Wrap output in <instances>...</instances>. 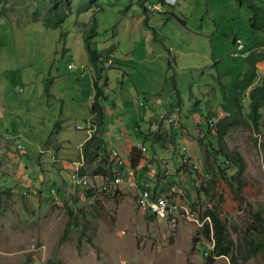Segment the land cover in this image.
<instances>
[{
  "label": "rangeland",
  "instance_id": "374dc122",
  "mask_svg": "<svg viewBox=\"0 0 264 264\" xmlns=\"http://www.w3.org/2000/svg\"><path fill=\"white\" fill-rule=\"evenodd\" d=\"M79 1L0 0V264H48L54 250L60 264H206L204 251L213 242L200 233V220L214 200L198 188L210 176L207 167L216 163L205 156L196 135L205 130V118L215 124L226 114L221 84L251 70L248 56L255 60L254 77L247 75L253 82L242 88L240 112L228 118L239 121L221 140L245 161L247 198L241 210L219 217L235 242L248 233L253 212L264 217V106L257 127L248 116V91L255 83L264 84V45L257 43L264 41V32L249 27L248 0H145L159 4L150 7L149 27L135 0H97L98 5L83 9ZM66 10L61 24L44 25L53 11ZM92 18L97 33L91 47L100 59L115 61L97 64L107 76V98L101 103L108 109L102 137L109 147L119 148L126 135L142 141L134 131L138 122L147 129L148 117L166 114L177 102L180 108L176 122L156 117L163 138L155 145L144 140L146 149L135 166L126 160L133 186L92 175L94 163L79 150L89 131L77 125L89 119L94 91L84 41ZM181 156L195 170L177 171ZM76 164L84 183L72 178ZM157 175L160 183L170 182L167 192L194 203L198 221L181 218L172 226L146 218L136 202V185L142 177L153 183ZM69 209L78 226L60 242ZM208 264L230 262L218 255ZM243 264H264V251Z\"/></svg>",
  "mask_w": 264,
  "mask_h": 264
},
{
  "label": "trees",
  "instance_id": "16d2710c",
  "mask_svg": "<svg viewBox=\"0 0 264 264\" xmlns=\"http://www.w3.org/2000/svg\"><path fill=\"white\" fill-rule=\"evenodd\" d=\"M130 1L132 2V0ZM135 2L143 12V23L149 27L148 13L152 11L150 7L159 6V4H151L149 2L146 3L145 0H135ZM159 2L162 3L167 1L159 0ZM91 4L98 5L99 3L97 0H81L79 1L78 9H83ZM246 6L250 11V15L248 17L249 27L252 30L264 32V4H259L254 0H248ZM166 13H168V15L173 14L170 13V11H167ZM66 15L67 10L66 12L53 11L44 21V25H59L64 21ZM178 20L184 22L180 18H178ZM96 27V20L92 18L90 25L84 35L88 58L93 65L95 75L93 79L94 93L89 108L92 129L89 132V136L81 144L80 152L87 162L94 163V167L91 171L92 175H98L102 178V180L113 183L114 176L122 168H118V166L110 158V155H112L111 149L102 137L105 112L101 100L107 98L104 89V87L107 85V76L104 75L102 83L98 82V79L103 76L101 73L104 67L98 68L97 64L102 62L101 64L103 65L104 62L102 59H100L97 50L91 47V38L97 33ZM151 31L153 33V37H156V30L151 27ZM235 42L236 39L234 40V43ZM257 43L264 45V41H259ZM167 53L169 55L167 65L171 67L172 58L169 48H167ZM246 58L248 61L250 60L249 62L251 63V70L249 72L247 71V73H244L243 77H236L229 85L221 84V105L226 114L217 120L215 124L210 118H205V130H198L201 135H196V140L203 146L205 156H212L216 163L215 167H212L211 165L207 167V171L209 172L210 176L204 181L203 188H198L203 189V194L214 200L212 207L207 208L202 214L203 217L208 216L210 221H204L200 227V233H202L206 239L212 240L213 242L212 247L204 251L206 255L205 258L208 260V262L212 260L213 256L225 255L228 256L230 264H243L249 257L255 255L257 252L264 251V217L261 216V211L252 213L253 223L247 229L248 233H244L240 240L236 242L231 238L226 222L219 217L220 213H232L241 210L247 198L246 183L243 179L245 161L237 150H229L221 143L223 135L227 129L236 124L235 121H239V119L229 120L228 118L231 115L240 112V108L242 107L240 92L242 88L245 85H249L251 82H253L252 79H247V75L250 74L251 77H254L255 60L251 58V56ZM114 63L115 61H110L108 66H112ZM50 82V77H47L44 87L46 92L47 84L49 85ZM172 83L174 87L173 92L179 95L174 78L172 79ZM175 105L179 106L178 102ZM261 106H264V84L255 83L248 91V116L254 127L258 126V121L262 115L261 111H259ZM170 109H168V111H170ZM192 109H196L195 103L192 105ZM55 125H59V122L56 121ZM213 125H215V132L210 131V128H212L211 126ZM161 133L162 130L158 128L157 124L155 130H149L145 132V136H143V138L144 140H151V142L155 145V143L163 138ZM136 148L137 147L132 146L129 151V162L131 166H135L137 164L139 152L142 153V151H140L138 148L139 152L134 154ZM186 161L187 159L181 156V163L176 170H187L189 172L195 170L193 169L194 166L192 164H188ZM141 175L142 174L139 176ZM156 177L157 179H154L153 183H150L149 179L146 180V178L142 177L141 180L137 182V186H143L144 183L148 182V188L151 192V197H154L155 194L158 193L174 196V192L166 191V188L171 186L170 182L168 183V180H165L162 184L160 183V179L162 178L159 175ZM169 189L170 187L168 190ZM88 191L89 189L86 190L87 193ZM189 205L191 208H195L194 203H189ZM145 214L148 220L155 218L148 212H145ZM77 220V215L71 209H69L68 220L63 228L62 237L59 239L60 242L67 238L72 227L78 226ZM80 235H83L81 230L79 232V236ZM88 239L90 240V238ZM194 240H196V237L192 238V241ZM47 262L48 264H60V260L56 255L55 250L48 258ZM208 262L206 264H208Z\"/></svg>",
  "mask_w": 264,
  "mask_h": 264
},
{
  "label": "built area",
  "instance_id": "2783aa9c",
  "mask_svg": "<svg viewBox=\"0 0 264 264\" xmlns=\"http://www.w3.org/2000/svg\"><path fill=\"white\" fill-rule=\"evenodd\" d=\"M110 63L109 61H104V66H108ZM68 67H73L71 63L68 64ZM147 107V105H145ZM171 110H173V118L172 119H161L158 118L161 121H169V122H176V114L178 112V106L173 105L171 107ZM78 128L85 129L90 131L92 129V121L91 119H87L85 122V125H77ZM140 151H144V147H141V144L139 145ZM110 158L114 161V163L118 166V168H122L117 174L114 176V185H128L133 186L135 183L133 180L130 179V177L126 174H131V167L130 165L125 161V159L118 153L115 155H110ZM79 164L75 165V181L84 183L86 180L82 176H79L77 174V168ZM99 178H101L99 176ZM136 202L138 207L144 212V207H151L154 209V217L158 219H162L166 221L168 225V218L169 217H176V224L179 219L181 218H187L192 219L195 221H198L199 218L197 216V213L195 210H193L188 203L182 202L178 200L175 196H171L167 201H165L164 205H157L156 204V194L154 197H151V192L148 190V183H144L143 186H137L136 185ZM137 193H146V201H138L137 200ZM201 223H204V221H210L208 216L203 217L201 220Z\"/></svg>",
  "mask_w": 264,
  "mask_h": 264
},
{
  "label": "crops",
  "instance_id": "0c3cea01",
  "mask_svg": "<svg viewBox=\"0 0 264 264\" xmlns=\"http://www.w3.org/2000/svg\"><path fill=\"white\" fill-rule=\"evenodd\" d=\"M166 1V0H165ZM167 2H168V0H167ZM153 8H155V7H153ZM139 18H141V17H139ZM153 37V36H152ZM150 49V48H149ZM114 61L113 59H111V58H107V59H103V62L104 61ZM133 60V59H132ZM122 63L124 62V61H121ZM122 63H120V64H122ZM94 75H95V71H94ZM94 75H93V77H92V84H93V79H94ZM106 75V74H105ZM98 82L99 83H102L103 82V76H101L100 77V79H98ZM94 89V88H93ZM93 93H94V91H93ZM178 97H179V95H178ZM92 98H93V94L91 95V101H92ZM132 99H134L133 101H137L136 99H138V95H135V96H133V98ZM174 100H178L176 97H174ZM156 101H158V100H156ZM137 103V102H136ZM144 105V104H143ZM147 105V104H146ZM112 106H117V103L115 102V101H113L112 102ZM148 106V105H147ZM173 106V104L171 105L170 104V107H169V109L171 108ZM103 107H104V105H103ZM179 106H178V111H179ZM107 107H104V112L106 113L107 112ZM162 113V112H161ZM166 115H171V117H173V110H171L170 109V111H168L167 113H166ZM90 114H89V119H90ZM157 118H161L160 117V113L156 116ZM156 117H154V118H152L151 116L150 117H148V120L146 121L147 122V129H143L142 128V125H141V123L140 122H138L137 123V125L134 127V131H136L137 133H140L141 135L142 134H144V135H142V136H145V132H147V131H149V130H151V131H153V130H155V128L157 127V124H156V122H155V120L157 119ZM161 119H165V118H161ZM165 122H168V123H170L169 121H165ZM89 132L87 133V135L85 136V137H83V139L81 140V142H79V150H80V147H81V144L85 141V139L89 136ZM106 141V143L108 142L107 140H105ZM141 144V147H144L145 145H144V139H142V141L140 140H138V141H135V140H133L132 138H131V136L130 135H126L125 136V138H124V141L121 143V145L119 146V148H117V147H109L110 149H115L116 151H118V153L125 159V161L126 160H130V158H129V151H130V148L132 147V146H135V147H137L136 148V153H138L139 152V150H138V148H139V145ZM107 145H108V143H107ZM109 146V145H108ZM140 149V148H139ZM146 148L144 147V150H145Z\"/></svg>",
  "mask_w": 264,
  "mask_h": 264
},
{
  "label": "bare ground",
  "instance_id": "6f19581e",
  "mask_svg": "<svg viewBox=\"0 0 264 264\" xmlns=\"http://www.w3.org/2000/svg\"><path fill=\"white\" fill-rule=\"evenodd\" d=\"M236 43H237V47H241L242 43L240 40H236ZM160 117L165 118V119H172L173 118V117H171V115H166L164 113H160ZM111 153H112V155H115V154H117V151L115 149H111ZM72 178L75 179V170L72 173ZM101 180H102V178H101ZM113 183H114V178H113ZM146 183H148V182H146ZM148 190H149V188H148ZM170 197L171 196H169V194L166 195V194H159L158 193V194H156V204L157 205H164L165 201H167V199H169ZM137 200L138 201H146V193H137ZM144 212H148L154 216V209L151 207H144ZM168 222L172 226L175 225L176 217H169Z\"/></svg>",
  "mask_w": 264,
  "mask_h": 264
},
{
  "label": "clouds",
  "instance_id": "9594fccd",
  "mask_svg": "<svg viewBox=\"0 0 264 264\" xmlns=\"http://www.w3.org/2000/svg\"><path fill=\"white\" fill-rule=\"evenodd\" d=\"M90 132V131H89Z\"/></svg>",
  "mask_w": 264,
  "mask_h": 264
}]
</instances>
